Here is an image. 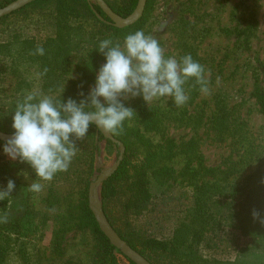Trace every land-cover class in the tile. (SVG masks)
I'll list each match as a JSON object with an SVG mask.
<instances>
[{"label": "rangeland", "instance_id": "374dc122", "mask_svg": "<svg viewBox=\"0 0 264 264\" xmlns=\"http://www.w3.org/2000/svg\"><path fill=\"white\" fill-rule=\"evenodd\" d=\"M104 1L128 14L133 0ZM71 6L63 0L0 20V127L14 131L17 102L29 92L63 102L85 98L106 60L96 59L94 80L85 85L80 63L104 39L123 46L139 30L159 41L166 58L191 54L206 68L212 94L202 95L189 80L183 107L171 97L148 105L142 97L122 101L136 114L116 134L127 157L98 188L94 204L135 251L157 264H264V225L252 216L257 210L264 218V113L257 103L264 93V0H151L144 19L118 33L84 17L79 7L70 13ZM57 7L67 14L51 15ZM37 46L44 55L33 54ZM3 146L0 190L13 180L15 190L30 193L36 212L22 222L13 215L19 202L12 194L0 201V264H92L101 237L82 215L83 191L89 183V198L90 184L113 168L120 147L89 129L68 171L36 194L28 187L44 182ZM122 164L115 194L106 198V184ZM52 187L70 195L55 207L47 202ZM72 204L75 218L60 219ZM116 250L115 264H130Z\"/></svg>", "mask_w": 264, "mask_h": 264}, {"label": "clouds", "instance_id": "9594fccd", "mask_svg": "<svg viewBox=\"0 0 264 264\" xmlns=\"http://www.w3.org/2000/svg\"><path fill=\"white\" fill-rule=\"evenodd\" d=\"M98 51L106 63L100 67L94 87L79 103L36 91L17 102L12 116L14 134L4 143L3 151L11 160L30 165L44 182H32L28 190L33 193H41L57 173L68 171L80 150L77 142L84 140L91 125L105 133H123L124 122L136 114L122 101L142 97L148 105L171 97L176 107H183L190 99L185 88L189 80L195 81L193 87L198 85L202 95L212 94L206 68L191 54L179 60L166 58L159 41L143 31L128 34L123 46L104 39ZM33 54L44 55L43 46H37ZM79 95L84 97L83 92ZM14 189L15 182L9 179L0 190V201ZM252 216L264 225L259 211L253 210ZM2 222H7L6 216Z\"/></svg>", "mask_w": 264, "mask_h": 264}, {"label": "trees", "instance_id": "16d2710c", "mask_svg": "<svg viewBox=\"0 0 264 264\" xmlns=\"http://www.w3.org/2000/svg\"><path fill=\"white\" fill-rule=\"evenodd\" d=\"M15 0H4L1 4H0V8L6 6L7 4L13 2ZM63 0H37L35 2H33L32 4L22 8L20 11H24L26 9L29 8H33V7H40L44 4H46V6H49L50 4H55L62 2ZM67 2H73L74 6H71L68 8V11L71 13L73 11H75L76 7H79V12L81 14L84 15V17L90 18V19H94L96 21H99L101 24L107 26L108 28L113 29L115 32H120L126 29H118L116 27H114V24L112 23V21L106 16V14L102 11V9L98 6V5H93L91 3H89L87 0H66ZM138 4V0H133L131 5L129 6V13L134 11L136 6ZM151 4V0H147V4H146V8H145V12H144V16L141 19V21L144 19L145 14L148 11L149 5ZM114 12L120 16H128V14H124L123 12L120 11H115ZM17 13V12H15ZM13 13V14H15ZM54 13L57 16H63L66 15L67 13H63L61 12L60 8H56V10L51 13V15H54ZM13 14H11L8 17H5L3 19H7L9 17H11ZM69 14V13H68ZM2 19V20H3ZM135 26V25H134ZM129 27V28H133ZM128 29V28H127ZM97 50H92L90 52H88L85 57L81 60L80 63V69H79V74H80V82L81 84L83 83L85 84H89L92 83L94 80V65L96 62V59H103L105 58L98 50H99V46ZM97 55V57H95ZM257 103L259 105V107L261 108V111L264 113V93L262 91H259L257 94ZM90 129H94L97 131L98 134V139L99 141H103L106 140L104 138V136L102 135V133L96 128L95 125H91ZM0 131L5 132V133H14V131L11 130H7L4 129L2 127H0ZM117 140H119L120 142H122V139H120L119 137L116 136V134H112ZM109 144H113L112 141L110 140H106ZM0 143H2L0 141ZM124 147H125V156L127 157V151H128V147L127 145L124 143ZM97 148V147H96ZM124 164V163H123ZM123 164L120 166L119 170L114 174V176L108 181V183L106 184L108 190H106V198H112L114 196V185H113V181L116 179V177L119 175V173L121 172V169L123 167ZM88 187H89V183L86 185L84 191H83V213L82 215L87 216L89 218V222L91 224H93L96 229H97V233L100 235L101 237V244L97 250V252L94 255V259L91 260L92 264H115L116 262V257H115V252L117 251L115 247H113L110 243V241L108 240V238L99 230L98 228V224L94 221V217L92 212L90 211V209L88 208ZM29 194V195H28ZM26 194L24 192V190L20 189V191L17 190H13L12 192V196H13V201H15V203L19 202V205L16 206V204L12 205V210H13V215L16 217H19L21 219L22 222H24L26 219L31 218L34 216L35 212H36V203L31 201V197H30V193ZM20 196V197H19ZM69 195V193H62V195L60 194V191L55 190L53 187L50 190V197L48 196V198L50 199V201H47L50 203V205L52 207H55L57 204L60 205V203L62 202V200L66 199ZM74 197V199L76 200V193L74 192L73 195H71ZM27 198V199H26ZM46 198V199H48ZM61 200V201H60ZM42 212V211H40ZM64 215H62L61 217H59L60 219H70L71 217L75 218L76 215V207L74 204L69 205L65 208L64 211ZM37 216V215H36ZM35 216V217H36ZM110 221V220H109ZM67 224V223H66ZM60 226V225H59ZM112 227L115 229V231L118 233V235L128 244L130 245L133 249L137 250L135 245L133 244V242L131 241V239H129V237L120 232L119 230H117L113 224ZM139 251V250H138ZM140 253H142V255H144V257L150 261L152 264H157L148 254L139 251ZM130 264H134L133 262H131L130 260H128Z\"/></svg>", "mask_w": 264, "mask_h": 264}, {"label": "water", "instance_id": "95a60500", "mask_svg": "<svg viewBox=\"0 0 264 264\" xmlns=\"http://www.w3.org/2000/svg\"><path fill=\"white\" fill-rule=\"evenodd\" d=\"M37 0H15L11 4L0 9V20ZM89 3L92 2L98 5L106 16L112 21L115 27L120 29H125L137 24L144 16L147 0H138V4L134 12L126 18H123L116 14L104 0H87ZM106 140L112 141L114 144L118 145L121 149L118 161L113 166V168L106 174H102L97 180L90 184L89 188V207L92 211L100 230L108 238L110 243L120 250L127 258H129L135 264H151L147 259H145L140 253L135 251L130 245H128L115 231L110 222L108 221L106 215L103 213L102 209L94 204V198L96 197L98 188L109 178L119 167L123 156L125 153V147L123 144L117 140L112 133H105L103 130L98 129ZM14 133H4L0 131V141L6 142Z\"/></svg>", "mask_w": 264, "mask_h": 264}]
</instances>
